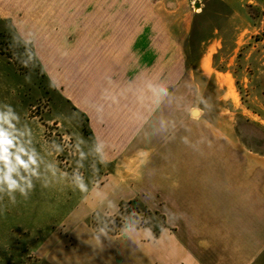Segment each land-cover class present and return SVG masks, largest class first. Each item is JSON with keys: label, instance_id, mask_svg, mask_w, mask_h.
I'll use <instances>...</instances> for the list:
<instances>
[{"label": "rangeland", "instance_id": "obj_1", "mask_svg": "<svg viewBox=\"0 0 264 264\" xmlns=\"http://www.w3.org/2000/svg\"><path fill=\"white\" fill-rule=\"evenodd\" d=\"M83 8L69 21L71 41L76 29L91 30V3ZM138 10L152 17L144 20L145 42L147 23L159 29V51L144 54L159 56L161 92L165 80L177 81L159 115L147 119L143 149H129L113 163L99 160L82 110L91 111V58L79 68L59 64L53 80L31 46L0 19V115L11 119L18 146L36 160L12 174L26 197L0 181V264H91V254L95 264L109 255L123 262V254L135 264L129 232L92 237L90 230H148L157 238L174 230L166 193L183 187V173L199 172L201 158L264 154V0H145ZM173 43L175 68L167 59Z\"/></svg>", "mask_w": 264, "mask_h": 264}, {"label": "crops", "instance_id": "obj_2", "mask_svg": "<svg viewBox=\"0 0 264 264\" xmlns=\"http://www.w3.org/2000/svg\"><path fill=\"white\" fill-rule=\"evenodd\" d=\"M144 2L0 0V19L9 21L19 38L31 46L53 80L57 78L52 70L59 64L67 61L79 68L80 60L91 58V111L82 110L89 115V128L103 163L120 161L127 150L139 149L147 119L159 115L161 101L174 93L168 89L176 79L165 80L164 91L160 90L159 56L146 58L144 54L159 51V29L152 22L147 23V41L143 39L144 20H152L138 10ZM90 3L91 30L87 26L76 29L78 38L71 41L69 21L78 20L83 5ZM167 51L173 53L167 59L175 68V44H169ZM178 65L180 78L183 58ZM237 152L242 154L201 158L205 166L199 172L183 173V187L166 193L167 224L174 230L165 229L153 238L148 230L127 229L111 235L88 229L91 236L118 238L129 232L131 247L133 243L136 247L135 264H264V155ZM95 208L91 202V212ZM123 257L124 263L113 262L109 255L101 264H127ZM95 258L91 254V264Z\"/></svg>", "mask_w": 264, "mask_h": 264}, {"label": "clouds", "instance_id": "obj_3", "mask_svg": "<svg viewBox=\"0 0 264 264\" xmlns=\"http://www.w3.org/2000/svg\"><path fill=\"white\" fill-rule=\"evenodd\" d=\"M15 119V117H12ZM7 125V128L4 125ZM14 129V125L11 123V119L8 116L0 115V165L3 166L2 176H0V181L7 185L8 190H15L19 187L17 180L13 178V173L16 172L19 176L18 168H23L25 170L29 169L31 165L36 164V160L32 155L27 153L23 147H19L16 141V137L13 132L10 131ZM23 156H27V160L23 159ZM20 179H23L22 177ZM32 186L29 183L28 188ZM83 189V184L80 185ZM3 189L0 188V192ZM19 191L22 195L26 197L25 189L19 187ZM12 202L15 203V199L12 198Z\"/></svg>", "mask_w": 264, "mask_h": 264}, {"label": "trees", "instance_id": "obj_4", "mask_svg": "<svg viewBox=\"0 0 264 264\" xmlns=\"http://www.w3.org/2000/svg\"><path fill=\"white\" fill-rule=\"evenodd\" d=\"M246 145H247V147H249L251 150H253V151H255V152H258L257 150L252 149L248 144H246ZM262 153H264V152H262ZM263 155H264V154H263ZM93 217H95V213H92V214H91V223H92ZM161 227L163 228L164 225H161ZM159 230H160V229L154 231V233H153L154 237H157V236H158Z\"/></svg>", "mask_w": 264, "mask_h": 264}, {"label": "water", "instance_id": "obj_5", "mask_svg": "<svg viewBox=\"0 0 264 264\" xmlns=\"http://www.w3.org/2000/svg\"><path fill=\"white\" fill-rule=\"evenodd\" d=\"M195 6H196V7H199V3H195ZM194 110H197V109H193L192 112H193Z\"/></svg>", "mask_w": 264, "mask_h": 264}]
</instances>
